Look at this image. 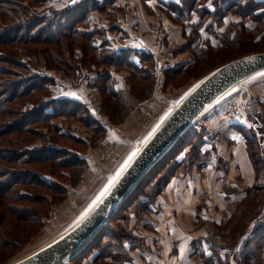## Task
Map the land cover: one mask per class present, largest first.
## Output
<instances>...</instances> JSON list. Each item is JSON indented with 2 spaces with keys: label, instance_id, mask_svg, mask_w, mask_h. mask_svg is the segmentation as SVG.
I'll use <instances>...</instances> for the list:
<instances>
[{
  "label": "rangeland",
  "instance_id": "1",
  "mask_svg": "<svg viewBox=\"0 0 264 264\" xmlns=\"http://www.w3.org/2000/svg\"><path fill=\"white\" fill-rule=\"evenodd\" d=\"M23 1H18L23 5L17 7V13L11 14L13 17H17L16 20H22L32 14V16L39 15L44 18L46 16L43 14L49 13L51 18H48V20L58 22L59 20L54 19L55 14L50 9L55 8L61 11L57 17H61L66 21L64 25L66 30L69 29L68 22L72 23L73 18L80 14L79 12H73V10L86 5L84 17L77 27L93 36V44L99 46L96 49V52L100 54L98 56L101 59H104L105 56L110 57L113 49L116 52L127 48L139 49L138 57L135 58L133 54L129 56L133 58L136 64L140 65V70L137 71L138 74H135L124 63L113 64L106 61L105 64H100L101 59L98 60V57L93 55L97 54L88 47V41L72 34L60 37L61 39L56 42L21 41V43L12 42L0 45V49L6 52V57L11 60L10 62L17 60L19 63V66L10 67L17 72L16 76L13 75V79L20 78L19 84L23 83L21 81L22 74L19 73H29L24 76V79L39 74L49 76L45 83L47 84V90L34 89L31 96L15 99L12 106H18L17 109L24 110L26 107L31 108V105L36 102L48 99L49 96L68 97L80 104L73 113H61L45 121L33 122L27 132L11 134V137L17 139L19 137L23 145L33 149L58 142L61 145V150L67 152L66 155L63 154V157H61L67 163L62 166L58 164L55 167L50 162L10 164L11 167L17 170L25 169L32 171L34 174L39 171L43 173L54 171L55 180L64 189L60 190V184H53L49 186L48 191L43 190L44 201L23 203L28 207L35 206L40 209L41 214H43L40 219L41 223L33 222L31 225H28L27 222L19 223L16 219L7 215L10 223L12 222L13 232L16 233V235H13L16 243L12 248L0 250V253H4L6 256L0 264L21 257L39 247L47 239L61 232L65 228L64 222L71 220L69 223L72 224L76 219L82 217L95 200V192L85 191L90 189L92 185L96 186V183L100 182L102 178H108L112 173H110L112 162L118 158V153L125 146L118 139V136L121 137V134L125 138L141 136L156 120L164 107L169 104L170 100L179 96L184 89H187L200 77L231 59L264 51V28L259 33L254 34V37V31L248 33L243 29L244 26L256 29L264 24V18L259 15L261 12L264 14V0H220L225 5L228 4L223 12L204 16L202 20L197 12L193 11H191L192 17L189 13V15H182V18H175L178 9L172 6H184L183 0H173L179 3H173L170 8L156 0L154 2L147 0L150 3H145L146 0H101V2H99L100 0H45L44 3L39 2L40 4L32 3L29 0H26L27 4L25 2L24 4ZM234 1H238L239 4L249 2L250 7L246 12L250 11V13L246 15V12H243V15H240L233 12L236 8H240L231 5ZM201 2V0H197L199 8L203 4H210V8L215 7V4H211V0ZM67 6L71 7L70 12L63 10ZM254 17H259L258 21ZM5 20L4 23L16 21L12 18H6ZM48 20L46 26L52 31L53 28ZM196 22H201L200 32L195 31L194 24ZM237 30H239L238 33L249 39L248 41L242 39L243 46L246 45L249 48L248 51L229 54V47L218 50L210 49L206 52L199 50L205 44L216 46L224 31L230 32L232 36L237 34ZM242 42H240L239 47H242ZM232 48L239 50L235 46ZM143 50L148 51L150 55L140 56L144 53ZM220 55H224L220 61L218 58H214V56ZM90 56H94L95 59H92L93 61L90 59L83 61L85 57ZM2 83L4 81L0 84ZM148 83L151 85V95L137 103L121 119L123 110L117 109L118 102L110 98V88H130V92L133 93L139 92L138 84L147 86ZM254 93L261 100L260 105L263 104L264 109V87H254ZM142 96V93L137 94V97ZM239 101L238 94L225 99L209 113L207 118L206 115L200 122L195 124V128H198L201 132L199 137L202 139V145L199 148L197 146L195 149L196 154L191 152L189 146L180 151L174 160L172 159V162L178 161L179 165L172 174V179L167 182L162 193L160 192L156 198V202L151 204L150 209L147 211L135 207L137 205V202H135L134 206L129 205L130 208L128 207L127 211L121 212L124 216L123 219L119 221L118 218L111 220L110 223L117 232L106 237L105 240H107L108 246L103 245L100 248V252L106 255L98 258L95 263L84 260V264H117L116 260L112 259L117 256H119L120 264H128L127 260L128 262L132 261L133 264H150L151 262V264H188L191 259L195 264H222L221 261L223 260L233 262L236 259L238 264H264V244L256 243L251 239L254 230L252 227H249L237 246H235V242L225 239L224 247L213 250L212 257H210L212 262L210 263L204 260L200 254L190 253L192 250L190 243L193 240V246L199 248L196 250H204V254H208L207 244L200 237L201 234L209 233L211 235V228L215 226L213 224H221L231 217L235 210L236 201L246 193L245 188L252 173V169L246 160L247 156L251 161L252 168H254L253 157L249 155L251 149L249 146L247 147V144L243 142L233 144L235 148L232 152V158L227 162L224 160V158L229 157L230 153L228 152L226 155L223 153L222 158L218 160L219 165L226 171L228 170V174L221 176L236 183L241 191L234 190L220 194L216 190L210 191L207 189L200 194V191H190L189 188L188 196H185L188 193L179 196L176 190L170 191L171 185L173 189L174 187L177 189V186H173V183L175 184L177 179L185 178V173L188 175L196 168L210 166L209 160L211 158L209 155H212V153L207 139L216 137V134L214 135L211 132L213 129L210 128L211 123L213 125L221 123L220 126L223 125L227 131L232 130L229 131L231 134L227 133V136L234 142L242 141V135L239 139L233 131L235 129L233 128L234 125L246 126L248 131L245 133L247 135L254 134L248 121L242 120V117L245 118L246 116ZM230 108L233 110L240 108L241 118L232 120L224 117V113ZM87 117L93 118L96 122L89 123L88 120L90 119H87ZM208 118L211 120L210 124H207ZM97 125H101L105 129L94 130L93 127ZM223 132L225 130L221 128L218 136L225 135ZM254 137L256 138L255 134ZM8 143H10V139H7V144L4 143L3 145L11 147ZM106 144L112 146V148L108 149L107 147V149H104L103 147L107 146ZM262 154L260 149V155L264 161ZM203 161H206L207 166ZM45 165L46 167H44ZM49 166L51 167L49 168ZM238 168H242L244 173L238 174ZM97 169L100 176H97ZM236 169L238 170L237 174H235ZM162 174L158 177H152L148 181L147 187L143 185L142 188H145L146 193L139 198L150 196L151 192L148 187L158 180ZM181 174L182 176H180ZM202 178L203 184H206L209 175L199 176L200 184H202ZM224 178L218 180L219 177H217L216 185ZM184 196L189 201L187 204L183 200ZM1 200L4 199L1 198ZM43 208H45L44 211ZM30 213L34 212L30 210ZM259 215V219H256L254 224L264 223V208ZM6 222L7 219L1 221L0 232L9 235L11 225H7ZM233 222L234 220L230 223L223 222V225L217 227L220 237L224 233L223 229L227 226L229 228L233 227L235 224ZM126 226L130 228V231L126 229ZM121 230L131 236V239L135 240L136 238L137 241H140L139 244L125 252L110 249L118 238H122ZM213 236L217 239L215 235ZM175 237H177L176 243L178 244L174 243ZM153 239L154 242H152ZM244 244L249 245L246 255L241 249ZM144 247H146V250ZM179 249L181 250L180 253H178ZM184 249H186V252ZM108 252L110 255H107Z\"/></svg>",
  "mask_w": 264,
  "mask_h": 264
},
{
  "label": "trees",
  "instance_id": "2",
  "mask_svg": "<svg viewBox=\"0 0 264 264\" xmlns=\"http://www.w3.org/2000/svg\"><path fill=\"white\" fill-rule=\"evenodd\" d=\"M18 1L19 0H0V10H3L2 12L0 11V45L12 42L21 43V41L56 42L61 39L60 37L72 34L87 40L89 43L88 47L94 53L97 54L93 55L95 57H98V60L101 59L100 56H98L100 54L96 52V49H98L99 46L93 44V36L89 32L77 27L80 23V20L84 17V10H86L87 8L86 5L82 6V8L80 7L76 10H73V12H79L80 14L76 15L75 18H73L72 23L68 22L69 29L66 30V27L64 26L66 21L63 20L61 17H57L59 12L61 11L55 8L50 9H52L51 11L55 14L54 19L59 20L58 22L49 21L48 18H51L49 17V13L43 14L46 16L44 18L40 17L39 15L32 16V14L29 17H24V19L22 20H16L17 17H13L11 14L17 13V7L23 5L20 4ZM29 1L36 4L39 2H45V0ZM201 1V3L205 2V0ZM24 2L27 4L26 0H24L23 3ZM173 3H169V7H171ZM212 3L215 4L214 8H210V4H203L202 7L199 8V6H197V0H183L184 6L173 5L172 7L178 9V14H175V18H182V15H189V13L190 17H192L191 11H193L197 12V14L201 17L202 20V17L204 16L223 12L225 7L228 5H225L220 0H211V4ZM231 5H233L234 7H240L239 9L236 8L235 10H233V12H236V14L240 15H243V12L249 10L250 7L249 2L245 4H239L238 1H234ZM63 10L70 12L71 7L67 6L63 8ZM249 13L250 11L246 12V15ZM259 15L260 17L264 18V14H262V12ZM6 18H12L16 21L11 23H4L6 22ZM258 19L259 17L256 18L257 21ZM47 20L50 22L49 24L53 28L52 31L46 26ZM200 25L201 22H196L194 24L195 31H199ZM263 28L264 24L256 29L254 27L249 28L248 26L243 27V29L248 33L254 31L253 37L255 36L254 34L259 33ZM238 32L239 30H237V34L231 36L230 32L224 31L221 37L219 38L218 44L216 46H210L208 44H205V46L200 48L199 50H204L203 52H206L210 49L218 50L229 47V54H235L232 52H237L236 54H239V52L243 53L245 51H248L249 48L246 47V45L243 46L242 39L247 41L249 39H246ZM240 42H242V47H239ZM232 44L233 46L238 47L241 51L237 50L236 48L231 49V47H233ZM143 51L144 53L140 56H144L145 54L150 55L148 51ZM111 52L112 55H110V57L105 56L104 59H101L100 64H105L106 61L111 62L113 64L124 63L127 68L131 69L132 73L138 74L137 71L140 70V65L136 64L133 58L129 56L130 54H133L135 58L138 57L139 52L136 49L127 48L124 50H120V52H116V50L113 49L111 50ZM94 56L85 57L83 61H86V59L94 60ZM223 57L224 55L214 56V58H218L219 61ZM8 60L9 59L6 57V52L0 49V83L4 81V83L0 84V225L1 221L6 219L7 222H9H6V224L11 225L9 235H5L4 233L0 232V250L12 248V246L16 243V241L14 240L15 238H13V235H16V233L13 232L12 222L10 223V219L7 217V215L12 217L13 219H16L19 223L27 222L28 225L33 224V222L41 223L40 219L42 218L43 214H41L42 212L40 211V209L36 208L35 206L28 207L23 203H38L42 200L44 201L45 198L43 196V190L48 191L49 186L56 183L58 185L60 184L55 180V175L53 174L54 171H50L48 173H43L42 171H39L35 172V175L32 171L29 170H17L11 167L10 164L21 162H50L53 163V167H55L58 164L62 166L66 165L67 163L63 158H61L63 157L62 155H66L67 152L63 149L61 150V145L58 142H53L54 144L46 146L42 145L38 148L33 149L31 147H26V145H23V142L19 140V137L18 139L14 138L13 136L11 137V134H22L25 131L27 132L29 130L30 124L33 122L45 121L46 119L61 113H73L75 109L80 106L77 101L72 100L68 97L59 98L53 96H49L48 99H43L40 102H36L31 105V108L26 107L24 110L17 109L16 107L18 106H12V104L15 103V99L24 96H31V92H33L34 89L39 91L47 90V84L45 83L48 80L47 78L49 76L47 77L45 75L39 74L35 77L32 76L27 79H24V76L29 73H19L22 74L21 81L23 82L22 84H19L20 78L17 77L13 79V75L16 76L17 72L13 71V68H10L19 66V63L17 62V60L13 62H10L11 60ZM7 64L10 65L7 66ZM137 87L139 92L133 93L130 92V88H110V98L118 102L119 105H117V109L123 110V113L120 117L121 119H123L125 114H127V112L132 109L137 103L148 98L151 95L150 83H148L147 86L138 84ZM138 93H142L143 96L137 97ZM124 106L125 108L123 109ZM87 119H90L88 120L89 123L95 121L93 118L87 117ZM234 127L241 133L244 139H246L245 142L247 144V147L249 146V148L251 149V151H249V155L253 157L252 162L254 165L253 169L255 177L251 186L247 188L245 195L236 201V204L234 206L235 210L232 216L229 217L227 220L223 221L224 223H230L234 220L235 224L233 225V227L229 228L227 226L225 229H223L224 233H222V236L220 237V234H218L217 227L223 225L224 223L222 222L223 224L221 223L218 225L215 223L213 224L215 226L211 228V235L207 233V235L205 236L204 241L208 243L207 250L210 251V253L204 254L202 250L197 253L200 254L204 258V260L209 263L212 262V259H210V257H212L213 250H218L224 247L225 239L233 243L235 242V246H237L245 235V233H247L249 227L254 228L253 233L251 235V239L256 243L264 244V223L254 224L256 222V219H259V214L264 208V161L260 155V149L256 142L254 134L250 133L247 135V133H245L248 131V127H244L242 125H234ZM93 129L97 131L105 128L101 125H97L94 126ZM199 135H201L200 130L194 127L192 129H189L181 136V138L172 146V148L142 178L140 183L130 194V196L123 202V204L118 208V210L111 217L106 226L103 227L97 234V236L72 259V264H84V260H89L90 262L95 263L98 258H101L103 255H106L100 252V248L103 245L108 246L107 240H105L106 237L108 235H113L117 232V230L110 223V221L115 218H118V221L123 219L124 216H122L123 214H121V212L124 213L125 211H127L129 205H133L135 202H137V205L135 207L144 209L146 211L149 210L151 204L156 202V198L158 197L160 192H162L167 182L171 180L172 174L179 165L178 161L172 162V159L174 160L175 156L187 146L190 147V150H192L191 152H193V154H196V147L198 146L199 148V146L202 145V139L199 137ZM7 139H10V143H8V145H11V147L3 145L4 143L7 144ZM16 145H18V147L15 148ZM44 167H46V165ZM50 167L51 166H49V168ZM161 173H163L162 176L158 178V180L154 181L151 186L148 187L151 192L150 196H142L141 198H139L141 195H145L146 193L145 188H142L143 185L147 187L146 185H148V181H150L152 177H158ZM60 186L62 187H60V190H63V186L61 184ZM41 196L43 197L41 198ZM1 198L4 200H1ZM30 210H32L34 213L31 214ZM44 210L45 208H43V211ZM126 229L130 231V228L128 226H126ZM121 232L123 234L122 238H118L110 249L114 251L125 252L127 250L135 248L137 244H139L140 241H137L136 238L135 240L131 239V236H128V234H126L123 230H121ZM213 235H215L218 240L214 238ZM241 249L243 250L244 255H246L249 249V245L244 244ZM107 255H110L109 252ZM5 258V254L0 253V262ZM239 260L241 261L242 259ZM221 262L222 264H238L237 259L233 260V262H229L228 260H223Z\"/></svg>",
  "mask_w": 264,
  "mask_h": 264
},
{
  "label": "water",
  "instance_id": "3",
  "mask_svg": "<svg viewBox=\"0 0 264 264\" xmlns=\"http://www.w3.org/2000/svg\"><path fill=\"white\" fill-rule=\"evenodd\" d=\"M260 85H264V51L231 59L200 77L170 100L144 134L132 138H125L122 134L118 136L125 146L112 162V173L85 192H95L96 201L128 158L133 153L136 155L99 203L94 205L93 201L83 218L76 219L72 224L69 223L71 220L64 222L65 228L39 247L2 264H71L72 259L97 236L142 178L181 136L221 102L236 94L264 157V109L254 93V87ZM98 173L97 169V176Z\"/></svg>",
  "mask_w": 264,
  "mask_h": 264
},
{
  "label": "crops",
  "instance_id": "4",
  "mask_svg": "<svg viewBox=\"0 0 264 264\" xmlns=\"http://www.w3.org/2000/svg\"><path fill=\"white\" fill-rule=\"evenodd\" d=\"M95 1H98V0H95ZM151 1H155V0H151ZM156 1H159L161 4H163L164 6H167V8H170L169 7V3H173V2H175V1H173V0H156ZM99 2H101V0L99 1ZM145 3H150L149 1H145ZM138 52L140 51L139 49H136ZM259 87V86H258ZM257 87V88H258ZM260 87H264V85H260ZM257 101H258V103L260 104L261 102V100L259 99V98H257ZM263 105V104H262ZM261 105V106H262ZM263 107V106H262ZM241 108H243L242 106H241ZM244 114H245V112H244ZM209 116V114L206 116V118ZM246 116V115H245ZM208 120L209 121H207V124H210L211 123V120L208 118ZM242 120L243 121H245V120H247L248 121V123H249V126H250V128H251V123H250V121L245 117V118H242ZM204 121H206L205 119H204ZM217 121V120H216ZM220 124L221 123H219V124H217V125H213L212 123L210 124V128L212 127L213 129L211 130V132H213V134L215 135L216 134V137H213V138H210V139H207V142L209 143V149H210V151H211V153H212V155H209L210 156V166H208V167H205V168H199V169H194L193 171H192V173H188V175L185 173L184 174V176H185V178H180V179H177L176 180V182H175V184L173 183V186H177V189H176V187H174V189L172 188V185H171V188H170V191H172L173 192V190H176V193H178L179 194V196H183L185 193H188L189 192V188L191 189L190 191H192V190H196V191H200V194L201 193H203L205 190H207V189H209L210 191H218L220 194H222L223 192H231V191H234V190H237V191H241V188L236 184V183H234V182H231V181H228V180H226L223 176H221V175H226V174H228V170L226 171L225 169H223L220 165H219V158L221 159L222 158V155H223V153L226 155L228 152L230 153V155H229V157H227V158H224V160L227 162L230 158H232V155H233V149L235 148L234 146H233V144H237V143H241V142H243L244 144H246V142H245V139H244V137L242 136V141H237V142H234L233 140H230L229 138H228V136H227V133H230L232 130H229V131H227V129H225V127L222 125V127L220 126ZM233 127V126H232ZM221 128L223 129V130H225V132H223L225 135H223V136H221V135H219L218 136V132L221 130ZM233 128H235V127H233ZM227 131V132H226ZM236 134H237V136L239 137V139H240V135H241V133L235 128L234 130H233ZM222 133V132H221ZM231 134V133H230ZM213 135V136H214ZM256 139V138H255ZM231 142H233V143H231ZM256 142H257V139H256ZM258 143V142H257ZM245 148H246V145H245ZM248 158V156L246 157V160L248 161V163H249V165H250V168L252 169L251 171H252V173L250 174V181H249V183H248V185H247V187L245 188V190H247V188L249 187V186H251V184L253 183V181H254V176H255V174H254V169L252 168V166H251V161L249 160V158ZM203 163L206 165V161H203ZM225 162L223 161V164H224ZM207 166V165H206ZM241 166V165H240ZM239 169V173H238V170L236 169V171H235V174H243L244 172H243V170H242V168H238ZM204 174H208L209 175V179H208V181H206V184L204 183L203 184V178L201 179L202 180V184H200V179H199V176H202L203 177V175ZM180 176H182V174L180 175ZM174 177V176H173ZM217 177H219V179L218 180H221V178H224V179H222V181L221 182H219L217 185H216V182H217ZM172 179V178H171ZM181 181H185V182H181ZM170 182V183H171ZM171 183V184H172ZM162 193V192H161ZM189 195V193L187 194V195H185V196H188ZM231 195H233V194H231ZM245 194H243V196H244ZM185 196L183 197L184 199L183 200H185V202H186V204L189 202L188 200H187V198H185ZM240 198H242V196L240 197ZM196 200V199H195ZM239 200V199H238ZM221 221V220H220ZM171 233V232H170ZM207 235V233H203V234H201V236L200 237H202L203 238V240H204V238H205V236ZM155 240L153 239L152 240V242H154ZM177 242V237H175V241H174V243L175 244H178V243H176ZM193 240H192V242L190 243V245L192 246V250H191V254H198L197 252H199V251H201V250H196V249H199V248H196L195 246H193ZM207 244V246H208V243H206ZM206 246V247H207ZM144 249L146 250V247H144ZM175 249V248H174ZM206 249H208V248H206ZM129 251V250H128ZM184 251L186 252V249H184ZM203 252H204V250H202ZM131 252V251H130ZM175 252L177 253V251L175 250ZM181 252V250L179 249L178 250V253H180ZM210 253V251L208 252V254ZM113 256H115V255H113ZM114 261L116 260V263L117 264H120V261H119V256H117V257H113L112 258ZM131 261V260H130ZM128 264H133L132 263V261L131 262H128V260L126 261ZM152 263V262H151ZM150 263V264H151ZM180 263V262H179ZM188 264H195V262L193 261V259H191L190 261H189V263Z\"/></svg>",
  "mask_w": 264,
  "mask_h": 264
},
{
  "label": "snow or ice",
  "instance_id": "5",
  "mask_svg": "<svg viewBox=\"0 0 264 264\" xmlns=\"http://www.w3.org/2000/svg\"><path fill=\"white\" fill-rule=\"evenodd\" d=\"M135 155H136V153H133L132 156H130V157L128 158V161L125 162V165H124V166H123V167L117 172L116 176L113 177V178H111V179L109 180L108 185L104 188L103 192L101 193V197H102L103 195H105L106 193H108V191H109V190L115 185L116 180H118L119 177L124 173V171H125L126 168L129 166L131 160L133 159V157H134ZM101 197H98L97 200L94 201V205L100 202ZM82 218H83V217H82ZM82 218H81V219H82Z\"/></svg>",
  "mask_w": 264,
  "mask_h": 264
},
{
  "label": "built area",
  "instance_id": "6",
  "mask_svg": "<svg viewBox=\"0 0 264 264\" xmlns=\"http://www.w3.org/2000/svg\"><path fill=\"white\" fill-rule=\"evenodd\" d=\"M240 116H242V112H241V110H240V108L238 109V110H233V109H228L225 113H224V117H226V118H230V119H232V120H238V119H240L241 117ZM237 117V118H236ZM240 117V118H239ZM235 118V119H234ZM243 118V117H242ZM113 142H116V141H114V140H112ZM108 143V142H107ZM109 144V143H108ZM108 144H106L107 146H102L104 149H107V147H108V149H111L112 148V146L110 147Z\"/></svg>",
  "mask_w": 264,
  "mask_h": 264
}]
</instances>
